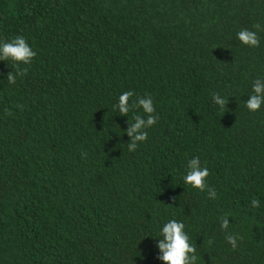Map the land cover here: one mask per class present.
Returning a JSON list of instances; mask_svg holds the SVG:
<instances>
[{"label":"trees","instance_id":"1","mask_svg":"<svg viewBox=\"0 0 264 264\" xmlns=\"http://www.w3.org/2000/svg\"><path fill=\"white\" fill-rule=\"evenodd\" d=\"M16 36L36 55L0 61V264H163L168 219L196 264H264V106L244 104L264 79V0H0V42ZM124 91L159 117L135 151ZM193 157L203 191L182 181Z\"/></svg>","mask_w":264,"mask_h":264},{"label":"clouds","instance_id":"2","mask_svg":"<svg viewBox=\"0 0 264 264\" xmlns=\"http://www.w3.org/2000/svg\"><path fill=\"white\" fill-rule=\"evenodd\" d=\"M255 27L259 28V25ZM236 38L244 45L255 47L259 44V39L255 31L241 29L236 34ZM36 52L29 45L23 36H16L8 42H0V61L11 59L14 64H29L35 57ZM9 83H15V75L8 74ZM135 96L133 91L122 92L116 104L112 107L121 116L128 118V114L133 109L142 110L143 115H134L132 120L127 119V128L124 130L130 138L128 142L129 151H135L138 145L147 139V129L153 126L159 117L154 115L155 107L150 96H142L132 99ZM249 99L244 102L249 111H257L264 106V79L257 78L252 83V92ZM213 101L221 109L228 104V99L219 94L213 95ZM209 176L207 167L202 166L199 157H193L187 161L186 172L182 176L185 185L193 189L205 190L206 179ZM216 195L214 190L208 192L209 198ZM251 204L254 208H259L260 200L253 199ZM229 219L225 218L221 222V228L227 229ZM158 236L156 248L158 249L157 259L163 264H196V248L190 243V237L185 230V224L177 219H168L157 225ZM236 235H228L227 241L233 247H237Z\"/></svg>","mask_w":264,"mask_h":264}]
</instances>
